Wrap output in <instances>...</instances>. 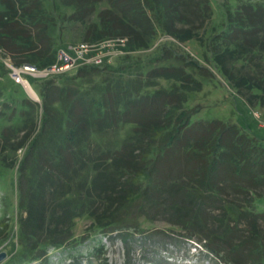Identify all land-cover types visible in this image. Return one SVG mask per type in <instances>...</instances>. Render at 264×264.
<instances>
[{
  "label": "trees",
  "instance_id": "trees-1",
  "mask_svg": "<svg viewBox=\"0 0 264 264\" xmlns=\"http://www.w3.org/2000/svg\"><path fill=\"white\" fill-rule=\"evenodd\" d=\"M56 2L72 13H58ZM210 14L209 0H0V50L13 65H50L65 23L82 27L81 42L126 39L115 66L29 80L38 123L22 110L21 126L0 132L1 167L11 169L6 154L23 150L15 174L28 187L18 199L24 254L63 245L72 221L86 216L120 237L138 234L139 219L163 222L226 264H264V146L232 123L191 122L198 108L185 105L212 71L246 102H264V0L225 8L201 62L175 52L197 42ZM156 34L168 42L140 58ZM123 126L116 146L93 139Z\"/></svg>",
  "mask_w": 264,
  "mask_h": 264
},
{
  "label": "rangeland",
  "instance_id": "rangeland-1",
  "mask_svg": "<svg viewBox=\"0 0 264 264\" xmlns=\"http://www.w3.org/2000/svg\"><path fill=\"white\" fill-rule=\"evenodd\" d=\"M238 2L255 3L260 0H209L210 17L198 31V40L201 41L179 44L176 45L177 47L173 46V50L201 62L203 54L208 56L205 47L206 38L216 33L221 26L225 8L232 10ZM103 8H106L105 3L96 5L94 15ZM55 10L68 15L72 13L73 8L60 6L56 2ZM91 21H95L94 16ZM81 31L82 27L77 23L61 25L59 33L55 32L54 35L55 45L64 47L80 42ZM166 40L168 42L169 38L156 34L150 48L145 53L139 52V57L142 59L153 57L164 44L162 42ZM159 45L160 47L155 48ZM111 62V66L117 64L115 59ZM169 63L172 64V61L165 64ZM212 74L214 79H202L200 90L187 96L186 107L198 108L191 117V122L218 120L232 123L260 140L264 146V102L261 103L257 98L252 99L250 103L246 102L245 98L231 90L222 78L213 71ZM30 83L36 95L37 87L33 81ZM159 84L165 87L169 85L168 82L163 81ZM0 93V104L1 102L8 104L0 106V132L6 128L21 126L23 117L19 118L21 116L19 112L22 110L31 113L36 124L38 123L40 110L33 103L39 104V99L36 96L34 101L27 95L28 92L26 94L20 86L9 79L1 59ZM27 99L28 102H21ZM128 131L129 127L123 126L111 133L94 136L93 139L103 146L113 147L120 143ZM10 144L12 146L14 142ZM22 155L23 150L6 154L7 161H15L14 166L11 169L0 166V227L3 228L1 229L3 237L0 239V254L4 255L0 264H226L219 256L207 254L206 249L201 248L202 243L197 244L182 238L178 228L166 223H149L139 219L138 234L129 233L120 237L115 233H109V230L99 231L92 226L91 220L86 216H80L72 221L69 231L70 239L63 245L55 248L44 245L36 252L24 254L18 246L19 228L17 226L20 215L24 216L22 208L18 205V199L21 192L23 197H26L28 188L25 176L19 179L16 175L18 161ZM263 205L262 202L257 203V206L261 208Z\"/></svg>",
  "mask_w": 264,
  "mask_h": 264
},
{
  "label": "built area",
  "instance_id": "built-area-1",
  "mask_svg": "<svg viewBox=\"0 0 264 264\" xmlns=\"http://www.w3.org/2000/svg\"><path fill=\"white\" fill-rule=\"evenodd\" d=\"M125 48V38L107 39L95 43L80 41L58 47L53 62L43 68L24 64L13 65L10 58L1 50L0 59L9 79L27 94L26 90L31 89L29 80L42 81L59 75L71 74L80 67L109 64L114 58L127 53Z\"/></svg>",
  "mask_w": 264,
  "mask_h": 264
},
{
  "label": "bare ground",
  "instance_id": "bare-ground-1",
  "mask_svg": "<svg viewBox=\"0 0 264 264\" xmlns=\"http://www.w3.org/2000/svg\"><path fill=\"white\" fill-rule=\"evenodd\" d=\"M26 91L29 93L28 95L31 97V99L35 100L36 95L34 94V92L31 89H27ZM201 248L204 249V247H201Z\"/></svg>",
  "mask_w": 264,
  "mask_h": 264
},
{
  "label": "water",
  "instance_id": "water-1",
  "mask_svg": "<svg viewBox=\"0 0 264 264\" xmlns=\"http://www.w3.org/2000/svg\"><path fill=\"white\" fill-rule=\"evenodd\" d=\"M34 101H36V100H34ZM3 257H4V255L3 254H0V260H2Z\"/></svg>",
  "mask_w": 264,
  "mask_h": 264
},
{
  "label": "clouds",
  "instance_id": "clouds-1",
  "mask_svg": "<svg viewBox=\"0 0 264 264\" xmlns=\"http://www.w3.org/2000/svg\"><path fill=\"white\" fill-rule=\"evenodd\" d=\"M199 247H201V246H199Z\"/></svg>",
  "mask_w": 264,
  "mask_h": 264
}]
</instances>
